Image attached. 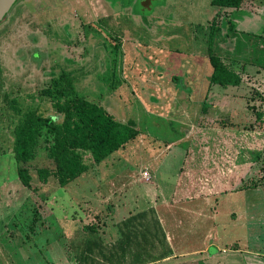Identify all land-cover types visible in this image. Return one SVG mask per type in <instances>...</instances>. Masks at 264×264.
<instances>
[{
  "label": "rangeland",
  "instance_id": "374dc122",
  "mask_svg": "<svg viewBox=\"0 0 264 264\" xmlns=\"http://www.w3.org/2000/svg\"><path fill=\"white\" fill-rule=\"evenodd\" d=\"M10 11L0 23V168L4 166L0 172L9 179L18 176L13 129L24 113L35 110L61 120L42 89L62 71H71L78 94L101 104L124 124L132 120L137 130L105 158L110 159L106 164L104 160L95 164L83 151L86 170L65 186H59L53 175L45 183L39 180V167L54 168L40 139L36 158L29 162L30 186L10 179L8 195L0 188V205L7 209L0 208V230L5 233L1 239L7 231L16 237L15 243L1 242L0 251L22 254L25 264H82L77 255L88 241L96 237L114 241L119 220L139 208L151 212L148 206H153L160 212L163 206L165 220L176 211L183 219V207L172 208L169 193L180 184L177 174L187 150L194 142L199 147L204 121L209 126L228 125L222 124L226 119L213 120L219 116L210 106L206 116L201 111L206 109L202 97L212 70L211 31L212 52L240 76L236 90L246 97L238 100L231 125L264 130V111L254 104L264 101V0H243L238 8L212 5L211 0H19ZM189 59L196 73L179 76ZM250 60L256 67L253 73L244 69ZM168 91L174 95L167 96ZM249 98L254 99L252 104ZM185 107L192 112L189 127L182 114ZM255 114L256 121H247ZM145 165L151 170L150 181L140 179ZM152 180L159 192L156 199L150 192ZM228 208L220 204L219 215ZM216 228L221 230L220 225ZM194 230L184 229L189 240L179 241L184 248L203 247V227L196 225ZM226 238V243L215 244L220 249L209 257L191 252L145 264H250Z\"/></svg>",
  "mask_w": 264,
  "mask_h": 264
},
{
  "label": "crops",
  "instance_id": "0c3cea01",
  "mask_svg": "<svg viewBox=\"0 0 264 264\" xmlns=\"http://www.w3.org/2000/svg\"><path fill=\"white\" fill-rule=\"evenodd\" d=\"M239 19L235 20L236 28L241 23ZM249 27L250 25L248 23L246 29H249ZM191 62V59L185 62L181 67L184 73H181L179 76L189 75L190 72L196 73V70L190 65ZM247 62L249 63L244 65L245 71L250 73L255 72L256 67L253 66L251 60ZM178 67L175 69L177 73L180 71ZM170 72H172L171 68ZM155 81L159 83V79ZM209 83L210 78L208 79V87L202 97L204 99L202 105L204 104L203 106L206 109L203 108L201 111L206 116L209 114L207 106H210V111L219 116L214 117L213 120L226 119L227 121L222 124L228 125L221 126L218 124L221 122H218L215 125L209 126L204 121V136L201 137L199 147L194 142V145L192 144L187 150L183 167L177 174V176H180L177 183L179 182L180 184L172 190L171 194L169 193L171 202H173L171 207L175 210L177 207H183V219L178 218L177 215L179 213L176 211L172 218L169 217L170 219L165 220L163 206L160 207V212L159 210L156 212L153 206H148V208H152L154 215L157 213L156 219L162 229L164 238L162 244H165L168 251L167 256L159 259L161 261L172 259L182 254H191V252H198L200 256L209 257L220 249L215 244L226 243L225 239L228 237L230 238L228 242H231L235 246L233 251L245 253L250 264H264V261L257 259L258 257L264 259V249L258 248L257 246L264 245V130L257 129L254 125L253 127L249 125L242 128L231 125V123H235L236 110H238L235 106L238 100H246V97L236 90L238 85H228L230 87L226 86L228 87L226 88L216 83L210 85ZM188 90L191 93V88ZM259 90L261 91L262 89L259 88ZM171 94L174 95V93H169L168 91L167 96L170 95L172 97ZM199 95H201L200 91ZM174 98L176 97L173 96ZM249 101L252 104L254 99L249 98ZM254 104H258L257 106L260 104V110L264 111V101L255 100ZM245 110H248V108H242V111ZM183 112L182 114L185 117L184 122L189 127L191 125V122L188 121L191 118V109L189 107L186 109L185 107ZM182 114L178 115L181 116ZM199 116L202 117L201 114ZM262 116L264 123V115ZM203 118H205L204 120L208 119L204 116ZM247 121H256V114L252 119H247ZM179 124H181V121ZM188 135L192 137L191 130H189ZM108 162L104 159L105 164ZM3 168H0V170H3ZM143 170H148L150 175L151 170L147 165L140 169V179L144 181L141 176ZM199 171L200 176L196 178V174ZM155 173H152L154 179L157 178V174ZM8 176L7 173L0 172V188L4 195L9 194L10 185L8 181L10 179L13 180L12 182L19 184V181H17L19 179L18 176L14 177V179H9L10 176ZM152 181L153 184L151 186L153 188L150 192L153 194L154 199H156L159 192L155 189V187L157 188L156 181ZM222 203L229 208L227 211L225 210V214L219 215L220 211L218 210V206ZM25 207V204H20L19 209L22 208L25 210ZM0 208L6 209V206L0 205ZM169 209L171 208L169 207ZM145 211L143 207L135 212H128L127 216L120 219L119 223H117L119 236L112 242L104 243H114L121 238L122 234L124 235L121 228L119 229V226L129 217L135 215L133 223L137 225L144 223L139 218H141V213ZM160 216L163 217L164 222L163 220L161 221ZM228 217L230 218L229 221ZM221 219L224 222H221ZM182 223H184L182 226L178 225ZM216 224L217 226L220 225L221 230H217ZM0 225L2 226L3 223L1 222ZM196 225L203 227V230L205 229L204 232L202 230L203 241L200 243L201 247L203 245L204 248L202 247L197 250H192L187 246L184 248L182 244H179V241L182 243H188L189 241L187 240L188 234L184 229H189V231L191 230L195 233L196 231L194 229ZM226 226H229L230 230L225 231ZM2 234L5 233H2L0 230V243L16 242L14 234H8L7 231V235L1 239ZM154 243L155 247L151 251V254L156 255L161 251V243L157 239H154ZM22 258V254L20 256L19 254H7L0 251V264L1 261H3V264H25ZM124 258L129 259L130 257L127 255ZM159 259L156 261H160ZM17 260L21 262H17ZM257 260L258 262L256 263Z\"/></svg>",
  "mask_w": 264,
  "mask_h": 264
},
{
  "label": "trees",
  "instance_id": "16d2710c",
  "mask_svg": "<svg viewBox=\"0 0 264 264\" xmlns=\"http://www.w3.org/2000/svg\"><path fill=\"white\" fill-rule=\"evenodd\" d=\"M242 2L243 0H211L212 5L234 8L240 7ZM212 35L211 31L208 47V59L212 67L210 84L216 83L224 87L237 85L240 76L212 52ZM42 94L51 100L52 107L62 117L61 120H56L55 117L29 110L15 125L13 151L18 178L25 186H30L29 162L36 158L40 139L46 156L54 162V168L39 167L36 170L39 180L45 183L53 175L59 186H65L86 170L83 151H88L93 162L99 164L137 134L132 120L124 124L101 104L78 94L73 86L71 71H62L53 77L50 84L42 89ZM139 219L144 223H133L135 215L125 220L119 226L124 235L114 243L105 244L98 237L88 241L78 252L79 262L145 264L167 256V247L162 244V229L153 211L142 212ZM154 239L161 243V251L156 255L151 254L155 247ZM127 255L129 259L124 258Z\"/></svg>",
  "mask_w": 264,
  "mask_h": 264
},
{
  "label": "water",
  "instance_id": "95a60500",
  "mask_svg": "<svg viewBox=\"0 0 264 264\" xmlns=\"http://www.w3.org/2000/svg\"><path fill=\"white\" fill-rule=\"evenodd\" d=\"M19 0H0V23L5 20V18L11 12L10 10L17 4Z\"/></svg>",
  "mask_w": 264,
  "mask_h": 264
},
{
  "label": "built area",
  "instance_id": "2783aa9c",
  "mask_svg": "<svg viewBox=\"0 0 264 264\" xmlns=\"http://www.w3.org/2000/svg\"><path fill=\"white\" fill-rule=\"evenodd\" d=\"M141 176L144 179V181H150V179H151V175L148 172V170H143L141 173Z\"/></svg>",
  "mask_w": 264,
  "mask_h": 264
}]
</instances>
